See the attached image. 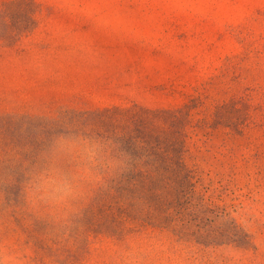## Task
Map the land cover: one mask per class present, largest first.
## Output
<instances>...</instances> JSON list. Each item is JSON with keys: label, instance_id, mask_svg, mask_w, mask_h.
<instances>
[{"label": "rangeland", "instance_id": "rangeland-1", "mask_svg": "<svg viewBox=\"0 0 264 264\" xmlns=\"http://www.w3.org/2000/svg\"><path fill=\"white\" fill-rule=\"evenodd\" d=\"M0 264H264V0H0Z\"/></svg>", "mask_w": 264, "mask_h": 264}]
</instances>
